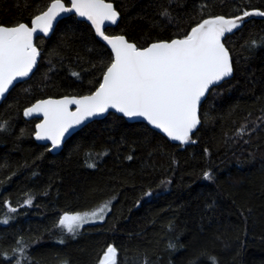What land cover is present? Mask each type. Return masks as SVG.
Masks as SVG:
<instances>
[{
  "label": "trees",
  "instance_id": "16d2710c",
  "mask_svg": "<svg viewBox=\"0 0 264 264\" xmlns=\"http://www.w3.org/2000/svg\"><path fill=\"white\" fill-rule=\"evenodd\" d=\"M52 1L0 0V26H29ZM105 2L118 12L105 33L137 48L184 39L208 18L264 12V0ZM223 43L232 77L210 90L188 143L109 114L52 154L33 140L37 120L23 110L91 94L112 56L73 16L37 38L34 73L0 104V264H100L109 247L115 264H264V20L245 22ZM108 200L103 222L61 231L65 215Z\"/></svg>",
  "mask_w": 264,
  "mask_h": 264
},
{
  "label": "snow or ice",
  "instance_id": "6c2138e0",
  "mask_svg": "<svg viewBox=\"0 0 264 264\" xmlns=\"http://www.w3.org/2000/svg\"><path fill=\"white\" fill-rule=\"evenodd\" d=\"M72 11L95 26L96 33L111 46L114 59L93 95L41 101L25 111L26 116L43 112L44 123L38 125L36 138L51 140L56 147L74 125L114 108L129 118L143 117L172 140L188 143L190 134L200 123L197 110L201 98L210 86L232 74L229 52L221 38L238 28L237 21L243 17L206 19L193 27L184 39L157 42L139 49L125 37H109L102 30L105 21L115 24L118 19V12L111 3L71 0V7H65L62 0H53L46 11L35 16L31 27L24 23L0 26V97L14 80L27 77L36 65L39 52L33 45L34 33L39 30L47 35L61 13ZM252 14L245 12L244 16ZM255 14L264 16V12ZM73 75L79 76L78 73ZM72 104L76 105L74 112L68 109ZM93 166L89 164V167ZM204 178L210 180L212 177L206 172ZM69 221L71 223H67ZM3 222L7 223V220ZM88 222V218L78 214L65 215L60 220L69 232L74 231L73 224L80 226ZM115 255L116 249L109 247L106 264H115ZM210 259L216 264L214 257Z\"/></svg>",
  "mask_w": 264,
  "mask_h": 264
},
{
  "label": "water",
  "instance_id": "95a60500",
  "mask_svg": "<svg viewBox=\"0 0 264 264\" xmlns=\"http://www.w3.org/2000/svg\"><path fill=\"white\" fill-rule=\"evenodd\" d=\"M52 2H53V1H52ZM52 2H51V3H52ZM62 2H63V1H62ZM51 3H50L49 6L47 7V9L50 7ZM63 3H64V5H65V7H71V0H68L67 4H66L65 2H63ZM106 3H109V2H106ZM111 4H112V3H111ZM112 5H113V4H112ZM113 8H114V6H113ZM47 9H46V10H47ZM46 10H45V11H46ZM248 12H249V13H253V14H252V15H249V16H244V14H240V15H237V16H235V17H231V18H225V17H224L225 19H236L237 17H243V20H238V21H237V23L239 24V27H238V28L233 29V31L230 32V33H225L224 37L221 38V42H222V43H223V40H224L227 36H231V35H233L235 32H237L238 30H240L241 27L243 26V24H244L245 22H247V21H249V20H251V19L264 20V16H260V15H256V14H255V13H257V12H261V11H259V10H251V11H248ZM42 13H43V12H42ZM42 13H41V14H42ZM39 15H40V14H39ZM72 16L75 17L78 21H81V22L86 23V24L91 28V30L93 31V33H94L96 39H97L99 42H101V43H102V44L108 49V51L110 52V54H111V56H112V61H113V59H114V53L112 52L111 46L108 45V43H107L105 40H103V38H102L101 36H99V35L96 33L95 26H94L90 21H88L86 18L81 17V16H79L78 14H76L75 11L67 12V13H61V14H60V15H59V16L53 21L52 28L50 29V31L48 32L47 35H45L44 33L40 32L39 30H37V32L34 33V36H33V45L36 47V45H35V41H36L37 38H40V37L45 38V39L49 38V37L52 35V33L54 32V30H55L57 24H58L60 21H62L63 19H66V18L72 17ZM34 18H35V17H34ZM34 18H33V19H34ZM215 18H216V17H214V18H208V19H215ZM33 19H32V20H33ZM205 20H206V19H205ZM203 21H204V20H203ZM203 21H202V22H203ZM117 22H118V19H117V21H116L115 24H112V23H110V22H108V21H105L104 24L102 25V30H103L104 32H106L107 29L115 27L116 24H117ZM202 22H201V23H202ZM25 25H26V24H25ZM31 25H32V21H31L29 27H31ZM198 25H199V24H198ZM198 25H197V26H198ZM11 27H12V26H11ZM195 27H196V26H195ZM190 32H191V31H190ZM190 32H189V34H190ZM105 34H106V33H105ZM106 35H107V34H106ZM108 36H109V37H115V36H122V35H108ZM123 37H124V36H123ZM125 39H126V38H125ZM126 40H127V39H126ZM172 40H173V39H172ZM170 41H171V40H170ZM170 41H157V42H170ZM128 42H129V41H128ZM157 42H153V43H157ZM129 43H131V42H129ZM153 43H150V44H149L148 46H146L145 48L151 46ZM223 44H224V43H223ZM224 46H225V45H224ZM36 48H37V47H36ZM145 48H139V49H145ZM225 48H226V47H225ZM226 49H227V48H226ZM37 50H38V49H37ZM38 52H39V50H38ZM229 57H230V55H229ZM39 59H40V53H39V55L37 56L36 65L33 67L32 71L29 73V75H28L27 77L17 78L16 80H14L13 83H12V85L9 86V90L4 94L3 97H0V104H1L2 101L6 98L7 94L10 92V90H11L15 85L20 84V83H23V82H25V81H27V80L30 79V77L32 76V74L34 73V71H35V69H36V67H37V65H38ZM230 60H231V57H230ZM231 64H232V63H231ZM109 66H110V65H109ZM106 71H107V69L105 70V72H106ZM105 72H104V73H105ZM103 76H104V74H103L102 77H101L100 84L103 83ZM231 77H232V74H231L230 76H228V77H225V78H224L223 80H221L220 82H218V83H216V84L210 86L209 90L205 93L204 97L201 98V102H200V105L198 106V110H197L198 118H199V110H200V107H201L202 103L205 101V99L207 98V96H208L210 90L213 89V88H215V87H217V86H219V85H221L223 82L229 80ZM100 84H99V86H100ZM99 86L95 89L94 92H92V93L89 94V95H85V96L93 95V94L96 92V90L99 88ZM82 97H84V96H81V97H67V96H66V97H59V98H45V99H41V100H39V101H36L35 103H33V104H32L31 106H29L28 108L33 107L34 105L40 103L41 101H46V100H63V99H65V98H69V99H71V98H76V99H79V98H82ZM28 108H26L25 110H23V112H22V116H23V118H24L25 120H37V123H36V125H35V127H34L33 140H34L35 143H37L38 145L47 146V147L49 148L50 153H52V154H57V153H59L60 150L62 149L64 143H65V142L67 141V139H68L69 137H71L74 133H76L77 131H79L80 129H82L84 126H86V125L92 123L93 121H98V120H102V119H104V118H105L107 115H109V114H113V115H116V116H118V117H121V118H123V119H124L126 122H128V123H142V124H145L148 128H150L151 130L155 131V132L158 133L159 135H161V136H163L164 138H166L170 143H173V144L181 143L180 141H175V140H172L171 138H169L168 135H167L166 133H164L161 129H158V128L154 127L152 124H150V123H149L145 118H143V117H131V118H129V117L124 116L123 113L118 112L116 109H114V108H109L108 111L105 112V113H102V114H99V115H94V116L87 117V118H86L81 124H79V125H74L72 128H70V129L64 134V137L61 139L60 144H59L58 146H56V147H53L51 140H48V139L38 140V139L36 138V134H37V132L39 131L38 125L44 123V119H45V118H44L43 112H34L32 115H30V116H26V115H25V111H26ZM68 109H69L70 112H74V111L76 110V105H74V104L69 105V106H68ZM199 120H200V118H199ZM199 126H200V123L197 125L196 129L190 134V136H192V135L195 133V131L198 129ZM5 208H6V209L9 208V202H6V203H5Z\"/></svg>",
  "mask_w": 264,
  "mask_h": 264
},
{
  "label": "rangeland",
  "instance_id": "374dc122",
  "mask_svg": "<svg viewBox=\"0 0 264 264\" xmlns=\"http://www.w3.org/2000/svg\"><path fill=\"white\" fill-rule=\"evenodd\" d=\"M112 202H113L112 200H108V201L102 203L101 205H99L97 208H95L93 210H90V211H87V212L68 214V216H74V215L78 214V215H80L82 217H86V218L89 219V222L88 223H83L80 226H77L76 224H73V229H74L73 232H69L66 226L60 224L61 231L64 232V234H67V235H75L84 226L99 224V223L103 222L105 220L106 216L108 215V213L110 212ZM8 209H10V208H8ZM67 223H71V222L69 221ZM106 254H107V252L105 253V255H104L103 259L101 260L100 264H106V262H105Z\"/></svg>",
  "mask_w": 264,
  "mask_h": 264
}]
</instances>
